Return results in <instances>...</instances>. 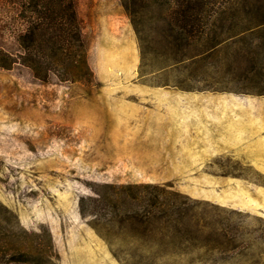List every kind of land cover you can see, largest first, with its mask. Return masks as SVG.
<instances>
[{"label":"rangeland","instance_id":"374dc122","mask_svg":"<svg viewBox=\"0 0 264 264\" xmlns=\"http://www.w3.org/2000/svg\"><path fill=\"white\" fill-rule=\"evenodd\" d=\"M162 1L74 0L89 70L67 79L0 55V264H264V0H204L189 43ZM180 90L251 103L200 131ZM145 184L189 199L176 230L107 223L99 195Z\"/></svg>","mask_w":264,"mask_h":264},{"label":"trees","instance_id":"16d2710c","mask_svg":"<svg viewBox=\"0 0 264 264\" xmlns=\"http://www.w3.org/2000/svg\"><path fill=\"white\" fill-rule=\"evenodd\" d=\"M132 1L121 0L126 8ZM164 1L168 2L171 9L170 27L176 30L175 37L189 43L195 27V24L192 25L194 21L191 17L194 6H198L194 12L200 13L204 0H163L162 2ZM0 2L8 10L12 9L15 12L14 27L9 34L12 32L18 46V52L14 54L0 50L4 61L1 63L2 67L9 68L19 63L30 68L40 79H45L53 72L62 80L71 76L70 72L80 65L89 70L74 0H0ZM180 14L181 20L178 18ZM172 19L183 21V24L179 26V23ZM148 187L150 186L147 184L119 187L122 188L119 190L122 191L118 196L119 201L111 199L103 201L102 195H99L98 201L110 207L107 209L108 212H113L107 223L147 227L158 221L159 224L165 227L171 226L172 230H176L184 217V211L189 206V199L174 191L166 192L167 196L163 201H158L157 196L140 197L134 192L135 189ZM156 207L157 209H154ZM102 211L104 213V210ZM81 214H84L82 209ZM151 230L152 228L148 231Z\"/></svg>","mask_w":264,"mask_h":264},{"label":"crops","instance_id":"0c3cea01","mask_svg":"<svg viewBox=\"0 0 264 264\" xmlns=\"http://www.w3.org/2000/svg\"><path fill=\"white\" fill-rule=\"evenodd\" d=\"M180 95V108H183L185 106L186 100L190 103L189 104V114L185 118H191L193 116V119H196V124L198 128L202 126L200 131L206 130V124L207 122L211 121V119L219 118V122H216L218 124L216 128L218 130H222L223 128V117L222 110L224 108L229 107L231 110L238 112L239 107L244 108L247 103H251L249 100L238 97L235 94L232 93H225V92H211V91H179ZM182 110V114L185 112ZM180 116V115H176ZM185 116V114L183 115ZM190 116V117H189ZM181 117V116H180ZM192 120V119H191ZM234 123L233 127L231 128V132H238L239 131V121H233ZM208 140V139H207ZM194 154V152H192ZM190 169V168H188Z\"/></svg>","mask_w":264,"mask_h":264}]
</instances>
